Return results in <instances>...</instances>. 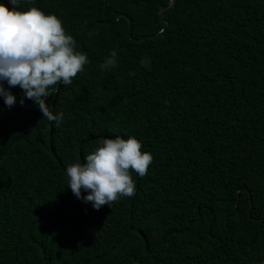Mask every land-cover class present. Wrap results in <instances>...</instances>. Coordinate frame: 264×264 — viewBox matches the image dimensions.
<instances>
[{
	"label": "trees",
	"instance_id": "trees-1",
	"mask_svg": "<svg viewBox=\"0 0 264 264\" xmlns=\"http://www.w3.org/2000/svg\"><path fill=\"white\" fill-rule=\"evenodd\" d=\"M169 3H22L57 16L90 63L45 100L59 127L4 83L16 103L0 97V264H264V0H176L163 35L141 42L117 19L150 36ZM115 136L153 162L133 197L97 211L66 169Z\"/></svg>",
	"mask_w": 264,
	"mask_h": 264
},
{
	"label": "clouds",
	"instance_id": "clouds-1",
	"mask_svg": "<svg viewBox=\"0 0 264 264\" xmlns=\"http://www.w3.org/2000/svg\"><path fill=\"white\" fill-rule=\"evenodd\" d=\"M31 0H8L11 9L0 3V97L11 109L16 97L4 87H19L24 94L20 100H31L43 118L59 127L63 113L54 114L45 100L59 92L60 85L68 86L84 71L90 61L87 54L77 50V42L69 35L63 22L55 15H46L36 7L20 10L22 3ZM89 36L96 33H88ZM148 68L147 58L140 61ZM117 65L113 50L101 65L110 70ZM134 75V73H129ZM142 144L134 137L105 138L84 163L67 167L68 188L77 199L90 203L95 210L110 206L122 197L131 198L136 192L133 173L144 177L153 162ZM82 190L88 195L81 196Z\"/></svg>",
	"mask_w": 264,
	"mask_h": 264
},
{
	"label": "water",
	"instance_id": "water-1",
	"mask_svg": "<svg viewBox=\"0 0 264 264\" xmlns=\"http://www.w3.org/2000/svg\"><path fill=\"white\" fill-rule=\"evenodd\" d=\"M175 3H176V0H170V3H169V5H168V7H167L166 9H162V10L159 11V17H160V21H161V23L163 24V28H162V30H161L160 32L155 33V34L150 35V36H142V37H140V38H138V39H134V38L131 36L132 24H131L130 19H129L127 16H125V15H120V16L117 17V19L120 18V17L126 19L127 24H128V32H129V33H128V37H129L132 41H134V42H141V41H143V40H145V39H152V38H155V37H160L161 35H163V33L165 32V29H166V27H167V23H166L165 20H164L165 14H166L168 11H170L171 8L174 7ZM98 258H99V257L91 258L90 260L85 261L83 264H92V263L95 262Z\"/></svg>",
	"mask_w": 264,
	"mask_h": 264
}]
</instances>
